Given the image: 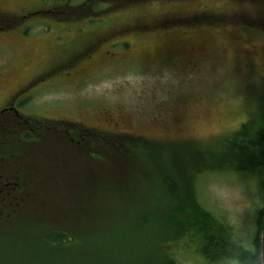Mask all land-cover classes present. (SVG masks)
<instances>
[{"label":"rangeland","instance_id":"rangeland-1","mask_svg":"<svg viewBox=\"0 0 264 264\" xmlns=\"http://www.w3.org/2000/svg\"><path fill=\"white\" fill-rule=\"evenodd\" d=\"M81 1L70 0V3L76 5ZM129 1L93 0L91 5L69 10L67 16L70 19L65 21L51 17L24 26L22 30L28 32L22 34V38L28 42H18L17 46L12 41L6 42L2 62L8 65L6 68L15 67L12 63L21 57L22 61L28 62L15 67L21 74L34 66L40 69L39 55L45 50L41 44L32 42L35 39L52 40L53 50L60 55L53 54L55 57L47 77L51 83L38 90L36 106L30 108L31 113L57 121L80 122L93 128L98 126L103 133H130L155 140L190 142L196 146L190 145L193 149H188L197 154L195 161L185 160V152L177 147L183 144H174L173 149L161 154L163 170L176 174L171 178L175 185L182 183L185 171L205 167L201 162L205 156L209 165L231 166L228 154L232 149L228 143L221 140L214 145H198L201 143L198 141L214 142L238 131L250 120L255 129L264 122V28L247 24L240 16L264 18V0ZM86 11L100 13L86 14ZM207 12L212 13L213 21L165 26L161 18L165 14H169L164 17L166 19L194 18L192 14L201 16ZM76 13L84 15L76 18ZM196 42L204 44L205 49L202 63L194 65L188 58L187 46ZM126 43L131 47H125ZM168 49L176 52L170 57L164 55L144 60L129 57L138 50L149 55ZM44 55L51 56L49 53ZM224 57L228 58L227 62ZM94 59L91 71L69 76L70 70L87 67ZM101 114L117 117L118 124L104 121ZM80 157L87 162L84 154ZM155 162L141 154L138 167L143 168L139 170L146 172ZM198 171H195L196 183L203 206L223 224L232 240L248 244L245 240L248 236L252 239L256 233L258 214L264 206V174ZM40 174L47 181L48 172L41 171ZM76 175L77 169L71 167L68 177L74 179ZM83 176L90 184L94 182L93 173ZM128 180L129 176L123 181L102 180L101 188L105 194L101 200L92 201L91 188L86 189L91 211L97 214L92 217L90 212L88 220L93 224L94 245L91 250L81 251L82 240L79 238L77 246H67L70 249L67 254L84 257L61 264H152L147 249H138L136 243L138 237L159 233L154 223L141 227L143 218L135 226L133 220L118 212L117 225L127 221L115 237L111 225L101 231L103 220L109 218L108 209L120 207L124 198L125 208H128L126 198H132L131 187L124 189L132 184ZM143 190L145 193L148 187L143 185ZM99 204L102 217H99ZM50 207V204L38 206L33 203L32 211L38 212L36 217L40 213L50 216L47 213ZM177 209L179 211V207ZM172 218L178 219L176 215ZM38 234L29 236L33 254L26 262L23 257L15 261L0 252V264L45 263L34 254H45L38 246ZM190 234L193 238L185 237L173 243L169 241L170 237L165 242L180 264H226L225 258L216 262L205 260L197 252L198 244L193 242L195 233Z\"/></svg>","mask_w":264,"mask_h":264},{"label":"trees","instance_id":"trees-1","mask_svg":"<svg viewBox=\"0 0 264 264\" xmlns=\"http://www.w3.org/2000/svg\"><path fill=\"white\" fill-rule=\"evenodd\" d=\"M135 1L138 0L129 2ZM85 13L97 14L100 11H86ZM192 16L194 18H176L164 25L213 21V15L209 12L201 16L193 14ZM240 16L246 20L247 24L260 25L264 28V18ZM128 46L125 44V47ZM40 121L36 123L35 138H21L19 141L17 138L6 140L7 149L10 150L7 156L16 154L20 159L21 179L27 181V184L22 186L23 204L37 203L38 206L45 204L51 206L47 210L50 216L40 213L36 223L27 221L25 225L24 220L22 221L23 232L18 254L26 259L24 262L33 254V246L28 243L29 236L37 232H39L36 236L39 241L38 246L45 254H34L45 262L41 264H61L72 258H83L84 256L70 257L67 254L70 250L67 246H77L81 238V251L93 248V224L88 220L90 212L92 217L94 212L91 211V202L86 198V189L91 188L92 201L101 200L105 194L101 188L102 180V182L104 180L123 181L126 176H129L128 181L132 182L124 188L131 187L132 198H126L129 206L125 208L124 198L120 207L113 210L108 209L109 218L103 220L101 231L111 225L113 237H115L117 231H120L127 221L117 225L116 214L118 212L124 214L128 220H133L135 226L143 218L144 223L141 227L153 226L154 223L159 233L151 232L147 237H138L136 243L138 249H147V253L152 258V264H180L174 253L166 248L165 242L170 237L169 241L173 243H178L185 237L193 238L190 233H195L196 237L193 242L198 244L197 252L208 262L221 260L239 249V243L232 240L231 234L223 224L219 223L201 203L195 171L199 170V173L202 170H226L264 174V122L255 129L253 121L250 120L245 122L240 130L214 142L198 141L205 143H198V145H214L221 140L228 143L232 149L228 154L231 166L219 168L209 165L207 156H205L201 161L205 167L185 171L181 177L182 183L175 185L171 182V178L176 174L171 170H163L160 161L161 154L173 149L174 144H183L177 147L185 152V160L195 161L197 160L196 153L188 151V149H193L190 148V145H193L190 142L155 140L130 133H103L101 130L90 128L82 123L47 119ZM193 146L196 148L195 145ZM82 154L85 155L87 162L80 157ZM141 154L157 161L146 172L139 170L145 166V162L143 166L138 167ZM225 154L224 145L222 151L224 162ZM71 167L77 169L74 179L68 177ZM99 167L101 173H99ZM192 167L194 168V165ZM41 171L48 172L47 181L40 174ZM85 173H93L94 182L92 184L83 176ZM106 185L109 186V183ZM143 185L148 187L145 193L144 190L142 192ZM124 195L126 196V193ZM94 208H96V202ZM26 210L30 211L31 208ZM263 214L264 206L259 211L256 223L255 244L259 251H261ZM96 215L95 213L94 216ZM174 215L177 216V220L172 218ZM99 217H102L100 204ZM42 220L45 221L38 222ZM14 244V236L11 235L7 239V246L10 249L6 252L7 257L13 258ZM248 256L249 254L242 261L251 260Z\"/></svg>","mask_w":264,"mask_h":264},{"label":"flooded vegetation","instance_id":"flooded-vegetation-1","mask_svg":"<svg viewBox=\"0 0 264 264\" xmlns=\"http://www.w3.org/2000/svg\"><path fill=\"white\" fill-rule=\"evenodd\" d=\"M90 1L92 0H82L74 5L70 3V0H52L51 2L47 0H0V252L6 257V252L10 250L7 246V239L13 235L15 244L12 260L15 261L20 260L18 248L20 247L23 232L22 221L24 220L25 225L27 221L36 223L37 217L36 213L32 212L33 204H23L22 186L27 184V181L21 179V161L16 154L7 156L10 150L7 149L6 140L17 138L19 141L21 138H35L37 133L35 132L36 123H40L42 119H48L33 115L30 108L36 106L34 103L36 102L38 90L47 88L49 82L51 83V79L47 77L50 75L49 67L53 63L52 58L55 57L53 54L58 55V57L60 55L53 50L52 40L35 39L36 41L32 42L41 44V48L45 50L39 55L40 69L38 70V67L34 66L24 74L18 73L15 67H22L28 63L27 61H22V58L19 57L15 64L12 63L15 67L6 68L8 65L2 62L1 56L5 54L6 42L12 41L15 46H17L18 42L20 44L28 42L22 38V34H27L28 32V30H22L24 26H29L30 23L44 22L51 17H56L57 19L54 20L59 22L65 21V19H69L67 16L69 10L76 11L81 6L89 5ZM60 13H62V16ZM168 15L161 16L162 20L165 21L164 23L173 20V18H164L168 17ZM76 16L78 15L75 14ZM128 45L130 48L131 45L129 43ZM203 45L196 42L189 43L187 46L188 58L194 65L202 63L205 49ZM175 52L176 50L170 51L168 49L164 52L145 55L138 50L134 54L130 53L129 57L144 60L150 57L161 58L164 55L170 57ZM47 53L51 56L44 55ZM224 59L226 62L228 61L227 57H224ZM94 63L95 59L87 67L70 70L69 76L72 78L78 74L91 71ZM101 115L104 116L102 117L104 121L118 124L117 117L114 118L107 114ZM98 128V126L95 127V129ZM28 208H31V210L27 211L26 209ZM255 237H257L256 233L253 234L252 239L248 236L245 240L249 241L248 244L238 242L240 245L239 249L232 255L228 254L229 256L225 257V263L262 264L261 251L257 250ZM247 254H249L248 257L251 260L242 261Z\"/></svg>","mask_w":264,"mask_h":264},{"label":"water","instance_id":"water-1","mask_svg":"<svg viewBox=\"0 0 264 264\" xmlns=\"http://www.w3.org/2000/svg\"><path fill=\"white\" fill-rule=\"evenodd\" d=\"M262 264H264V218H263V231H262Z\"/></svg>","mask_w":264,"mask_h":264}]
</instances>
